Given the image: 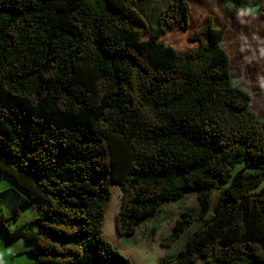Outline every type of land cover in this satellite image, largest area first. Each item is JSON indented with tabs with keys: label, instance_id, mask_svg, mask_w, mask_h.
Wrapping results in <instances>:
<instances>
[{
	"label": "trees",
	"instance_id": "trees-1",
	"mask_svg": "<svg viewBox=\"0 0 264 264\" xmlns=\"http://www.w3.org/2000/svg\"><path fill=\"white\" fill-rule=\"evenodd\" d=\"M137 1L0 0V179L43 203L0 230L33 242L32 264H131L103 233L111 185L122 237L193 192L159 244L198 224L158 264H264V122L231 81L225 25L208 15L172 46L188 0H164L156 29ZM218 1L232 19L263 0Z\"/></svg>",
	"mask_w": 264,
	"mask_h": 264
},
{
	"label": "rangeland",
	"instance_id": "rangeland-1",
	"mask_svg": "<svg viewBox=\"0 0 264 264\" xmlns=\"http://www.w3.org/2000/svg\"><path fill=\"white\" fill-rule=\"evenodd\" d=\"M135 8L140 9L148 26L151 29H156L157 19L162 11L167 10V4L164 0H140L135 3ZM189 29H172L166 35L165 42L172 46L186 45L187 36L195 30L189 31ZM119 193L118 186L112 184L111 197L104 218L103 233L123 255L130 259L131 264H158L161 260L173 258L184 248L187 235L195 230L198 223L187 229L188 231L186 230L170 247H162L159 240L169 234L176 217L182 211L196 213L199 210L196 193L187 194L177 203H165L161 215L150 220L149 224L144 222L146 225L139 226L131 238L119 236L114 227V216L119 206ZM217 195V189L211 191L210 210L214 207ZM39 204L43 203L36 200H26L23 191L18 189L8 176H3L0 179V216L10 217L7 225L10 229L28 223L38 216L40 214ZM15 209H17L18 214L14 217L12 213ZM157 218L160 220L157 221ZM152 223L158 226L154 233L151 232ZM32 246V241H26L22 237L8 239L5 233L0 230V264H32L35 260V256L29 252Z\"/></svg>",
	"mask_w": 264,
	"mask_h": 264
},
{
	"label": "crops",
	"instance_id": "crops-1",
	"mask_svg": "<svg viewBox=\"0 0 264 264\" xmlns=\"http://www.w3.org/2000/svg\"><path fill=\"white\" fill-rule=\"evenodd\" d=\"M188 2L189 26L186 30L199 27L208 15L213 17L214 27L225 25L220 46L229 60L231 81L233 85L249 93V109L264 122V0L258 7L242 8L232 19L229 17L230 11L218 0ZM151 219L144 220L139 226L149 224ZM158 220L160 219L157 218Z\"/></svg>",
	"mask_w": 264,
	"mask_h": 264
}]
</instances>
